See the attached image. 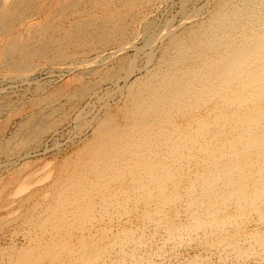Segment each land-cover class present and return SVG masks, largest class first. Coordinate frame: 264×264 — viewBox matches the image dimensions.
Returning <instances> with one entry per match:
<instances>
[{
    "label": "rangeland",
    "instance_id": "1",
    "mask_svg": "<svg viewBox=\"0 0 264 264\" xmlns=\"http://www.w3.org/2000/svg\"><path fill=\"white\" fill-rule=\"evenodd\" d=\"M262 3L0 0V264H264V98L201 81Z\"/></svg>",
    "mask_w": 264,
    "mask_h": 264
},
{
    "label": "bare ground",
    "instance_id": "2",
    "mask_svg": "<svg viewBox=\"0 0 264 264\" xmlns=\"http://www.w3.org/2000/svg\"><path fill=\"white\" fill-rule=\"evenodd\" d=\"M255 7V6H254ZM250 9V8H249ZM248 10V9H247ZM253 10V9H252ZM247 12V11H246ZM252 13V12H251ZM223 14V13H222ZM226 14V13H225ZM238 14V13H236ZM242 14V13H241ZM240 14V16H241ZM249 14V13H248ZM251 15V14H250ZM253 18L256 19L258 25L255 23L253 24V30L254 27H257L255 33L252 34L251 39L247 38L245 36V33L243 36L246 38L243 43L244 45L241 47L233 48V51H227L228 55L226 56L225 53L222 54L221 63H212L209 66V69L207 72L210 74L209 78H203L201 77V81L204 82H209L211 79H215L216 85L215 87L221 88L222 83L226 81V83H229V87L232 88L233 86H241V85H250L249 89L246 90L244 93L237 95L238 98L235 99V103L233 106L229 108H222V110L217 112V115L219 113H229L231 110L233 111L234 109H241L243 108L244 104L248 105L251 103H260L261 100L264 98V3L258 4L255 7V10H253ZM239 16V17H240ZM249 16V15H248ZM241 18V17H240ZM224 20V19H223ZM236 20V19H235ZM239 20V19H238ZM221 22V21H220ZM234 23V21H233ZM250 23H252L250 21ZM219 24V23H218ZM234 26V25H233ZM252 26V25H251ZM236 27V25H235ZM260 28V29H259ZM211 30V29H210ZM230 30V29H229ZM220 33V32H219ZM217 34V33H216ZM251 34V32H250ZM233 36V35H232ZM243 37V38H244ZM240 39V38H239ZM238 41V40H237ZM217 45V44H216ZM215 46V45H214ZM219 46V45H217ZM228 49V48H227ZM217 52V51H216ZM222 53V52H221ZM233 53V54H232ZM219 55V54H218ZM206 56V55H205ZM221 56V55H220ZM239 56V57H238ZM239 59L238 61L235 60V58ZM220 58V57H219ZM218 58V59H219ZM231 58V59H230ZM216 61V60H215ZM218 61V60H217ZM236 61V62H234ZM231 64V66H228ZM201 72V71H200ZM207 72L206 75H207ZM202 75V73H201ZM200 79V78H199ZM251 81V82H250ZM249 82V83H248ZM201 83V82H200ZM213 83V81H212ZM225 84V83H224ZM197 85V83H196ZM226 85V84H225ZM245 85V86H246ZM195 88L196 86L193 85ZM199 87V86H198ZM205 87V86H204ZM228 87V86H227ZM244 87V86H243ZM185 88V87H184ZM191 88V87H190ZM236 88V87H235ZM234 88V90H235ZM247 88V87H246ZM245 88V89H246ZM187 89V88H186ZM197 89V88H196ZM199 89V88H198ZM211 89V88H210ZM215 89V88H214ZM244 89V88H243ZM242 89V91H243ZM177 90V89H176ZM188 90V89H187ZM193 90V89H192ZM220 90V89H219ZM231 90V89H230ZM238 90V88H237ZM223 91V90H222ZM221 91V92H222ZM241 91V92H242ZM179 92V91H178ZM195 92V91H194ZM211 92V91H209ZM213 92V90H212ZM217 92V91H216ZM215 92V93H216ZM230 92V91H229ZM176 93V92H175ZM180 93V92H179ZM214 93V92H213ZM232 93V92H231ZM236 93V92H234ZM173 94V93H172ZM171 94V95H172ZM179 95V94H178ZM208 95V93H207ZM211 95V94H209ZM201 96V95H200ZM218 96V95H217ZM227 96V95H226ZM225 96V97H226ZM230 96V95H229ZM235 96V95H234ZM224 97V99H225ZM228 97V96H227ZM203 98V97H202ZM213 98V97H212ZM217 99V98H216ZM223 99V100H224ZM220 100V99H218ZM229 100V99H228ZM216 103V102H215ZM225 103V102H224ZM227 103V102H226ZM262 103V102H261ZM218 104V102H217ZM201 105V104H200ZM243 105V106H242ZM202 106V105H201ZM206 106V105H205ZM245 107V106H244ZM220 108V107H219ZM248 109V108H247ZM255 109V108H254ZM253 109V110H254ZM263 109V108H262ZM218 110V109H217ZM260 111V110H259ZM173 112V111H172ZM234 112V111H233ZM258 112V111H257ZM170 113V112H169ZM237 113V112H236ZM260 113V112H259ZM264 113V112H263ZM262 115V114H261ZM216 116V115H215ZM142 117V116H141ZM220 118V116H218ZM222 117V116H221ZM213 118V117H212ZM264 118V116L262 117ZM255 119V118H254ZM253 119V120H254ZM252 120V121H253ZM260 120V119H259ZM138 121V120H137ZM262 121V120H261ZM140 122V121H139ZM217 122V121H216ZM221 122V121H219ZM136 123V122H135ZM257 123V122H256ZM260 123V122H259ZM172 124V123H171ZM258 124V123H257ZM227 126V125H226ZM254 126V125H253ZM263 126V125H262ZM232 127V126H231ZM258 127V126H257ZM256 127V128H257ZM236 128V127H235ZM249 128V127H248ZM241 129V128H239ZM251 129V128H249ZM256 130V129H255ZM259 130V129H257ZM264 130V129H263ZM242 131V130H241ZM244 132V131H243ZM257 133V131H255ZM254 132V133H255ZM238 133V131H237ZM240 133V132H239ZM260 133V132H259ZM258 134V133H257ZM231 135V134H230ZM234 135V134H233ZM251 135V134H250ZM245 136V135H244ZM249 136V135H248ZM256 136V134H255ZM261 136V135H260ZM240 137V136H239ZM251 137V136H250ZM254 138V137H252ZM262 138V136H261ZM241 139V137H240ZM257 139V138H256ZM255 139V141H256ZM151 140V139H150ZM238 140V139H237ZM245 140V139H244ZM247 140V139H246ZM245 140V141H246ZM250 140V139H249ZM254 140V139H253ZM235 141V140H234ZM241 141V140H240ZM248 141V140H247ZM263 141V140H262ZM244 142V141H243ZM252 143V142H251ZM237 144V143H236ZM235 144V145H236ZM245 144V143H244ZM259 144V143H258ZM261 144V143H260ZM251 145V144H250ZM253 145V144H252ZM241 146V144H240ZM237 147V146H236ZM240 148V147H239ZM249 149V148H248ZM252 149V148H250ZM255 149V148H254ZM260 149V148H259ZM243 150V149H242ZM246 150V149H245ZM233 151V150H232ZM252 151V150H251ZM259 151V150H258ZM239 152V151H238ZM245 152V151H244ZM248 152V151H247ZM254 152V151H253ZM234 153V152H233ZM264 153V152H263ZM238 154V153H237ZM236 154V155H237ZM249 154V153H248ZM247 155V154H246ZM254 155V154H253ZM256 155V154H255ZM230 156V155H229ZM264 156V155H262ZM234 157V156H233ZM250 157V156H249ZM259 157V156H258ZM257 157V158H258ZM232 158V157H231ZM238 158V157H237ZM261 160V158L259 157ZM263 161V160H262ZM244 163V162H243ZM264 163V162H263ZM254 164V163H253ZM243 167V166H242ZM246 171V170H245ZM241 173V172H240ZM214 175V174H213ZM214 177V176H213ZM222 177V176H221ZM226 178V177H224ZM230 180V179H229ZM226 182V181H225ZM213 183V182H212ZM221 183V182H219ZM215 184V183H214ZM218 185V184H217ZM219 188V187H218ZM212 189V186H211ZM216 189V188H215ZM214 189V191H215ZM221 189V188H219ZM219 191V190H218ZM77 196V195H76ZM213 196V195H212ZM142 209V208H141ZM184 212V211H183ZM260 234V233H259ZM247 238V237H246ZM237 240V239H236ZM238 243V241H237ZM169 244V243H168ZM208 252V251H207ZM264 256V255H263ZM235 257V256H234ZM66 259V258H65ZM254 260V259H253Z\"/></svg>",
    "mask_w": 264,
    "mask_h": 264
}]
</instances>
